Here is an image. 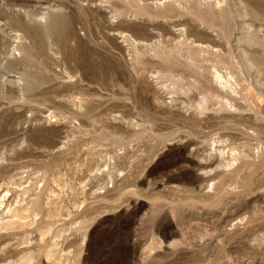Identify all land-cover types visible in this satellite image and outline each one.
<instances>
[{
  "label": "rangeland",
  "instance_id": "374dc122",
  "mask_svg": "<svg viewBox=\"0 0 264 264\" xmlns=\"http://www.w3.org/2000/svg\"><path fill=\"white\" fill-rule=\"evenodd\" d=\"M214 1L0 0V264H264V0Z\"/></svg>",
  "mask_w": 264,
  "mask_h": 264
},
{
  "label": "bare ground",
  "instance_id": "6f19581e",
  "mask_svg": "<svg viewBox=\"0 0 264 264\" xmlns=\"http://www.w3.org/2000/svg\"><path fill=\"white\" fill-rule=\"evenodd\" d=\"M175 2L177 1V0H174ZM201 1H204V0H201ZM159 2V1H158ZM158 2H156V3H158ZM166 2V1H165ZM196 2H197V0H196ZM177 3V2H176ZM220 3H221V1L220 0H215L214 1V5L215 6H219L220 5ZM161 4H164V3H162V2H160V5ZM197 4V3H196ZM154 6V5H153ZM155 6H157V5H155ZM159 6V5H158ZM170 6H174V4L173 3H171L170 4ZM160 7V6H159ZM160 16V15H159ZM241 18V17H240ZM245 33V32H244ZM251 38V37H250ZM244 40H246L247 39V37H245V38H243ZM198 46V45H197ZM174 47V46H173ZM179 47H177V49L176 50H179L178 49ZM170 49V48H169ZM180 51H181V49H180ZM179 51V52H180ZM182 51H183V49H182ZM181 51V52H182ZM177 53H178V51H177ZM179 54V53H178ZM182 57V56H181ZM189 58V57H188ZM192 58V57H191ZM188 60V59H187ZM247 62V61H246ZM211 68V67H210ZM212 70V69H211ZM212 75H213V73H212ZM214 77H215V79H217L218 80V82L219 83H221L222 85H229V83H228V81L227 80H224L223 79V77H222V75H220L219 73H215V75H214ZM168 81H170V80H168ZM205 96V95H204ZM204 98V97H203ZM219 98H220V96H219ZM223 99H224V97H223ZM196 106V105H195ZM198 108H200L201 109V105H200V103H199V105L197 106ZM204 107V106H203ZM204 109V108H203ZM4 197V195L2 196V198ZM2 198H0V205L2 204V202H3V200H2ZM78 205V204H77ZM7 213L9 214V215H11L12 216V210L11 209H8L7 210ZM10 218V217H9ZM47 231V230H46ZM42 239V238H41ZM22 243V242H21ZM20 244V243H19ZM58 245V243L56 242V241H53L52 242V246L53 247H56ZM19 255V254H18ZM32 259H31V257L29 256V255H24V256H22V257H20L19 259H17L16 261H14V262H8V263H5V264H29L30 263V261H31Z\"/></svg>",
  "mask_w": 264,
  "mask_h": 264
}]
</instances>
